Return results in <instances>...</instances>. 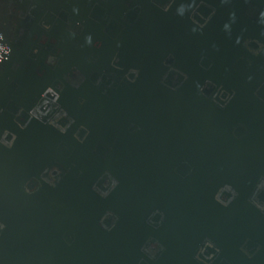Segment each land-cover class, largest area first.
I'll list each match as a JSON object with an SVG mask.
<instances>
[{"label": "water", "instance_id": "1", "mask_svg": "<svg viewBox=\"0 0 264 264\" xmlns=\"http://www.w3.org/2000/svg\"><path fill=\"white\" fill-rule=\"evenodd\" d=\"M262 12L0 0V264H264Z\"/></svg>", "mask_w": 264, "mask_h": 264}, {"label": "clouds", "instance_id": "2", "mask_svg": "<svg viewBox=\"0 0 264 264\" xmlns=\"http://www.w3.org/2000/svg\"><path fill=\"white\" fill-rule=\"evenodd\" d=\"M165 11H166V9H165ZM261 16H264V12L261 13ZM0 39H2V37H0ZM4 51H5V49L3 47H0V52H4Z\"/></svg>", "mask_w": 264, "mask_h": 264}, {"label": "built area", "instance_id": "3", "mask_svg": "<svg viewBox=\"0 0 264 264\" xmlns=\"http://www.w3.org/2000/svg\"><path fill=\"white\" fill-rule=\"evenodd\" d=\"M4 53H5V52H0V62H1L2 59L4 58Z\"/></svg>", "mask_w": 264, "mask_h": 264}]
</instances>
